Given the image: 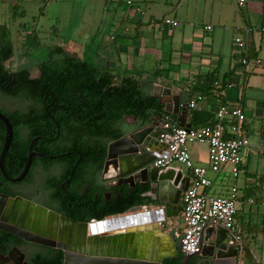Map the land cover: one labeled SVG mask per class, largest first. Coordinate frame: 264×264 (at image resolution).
<instances>
[{"label": "crops", "instance_id": "0c3cea01", "mask_svg": "<svg viewBox=\"0 0 264 264\" xmlns=\"http://www.w3.org/2000/svg\"><path fill=\"white\" fill-rule=\"evenodd\" d=\"M17 1L12 2V10L17 8ZM26 1L34 4L39 0ZM130 2L127 6L125 0H101V10L112 7L115 11L112 16L99 20L90 35L81 38V27L72 30L67 43L60 38L54 46L88 62L99 72L112 75L115 80L137 78L140 83H145L148 95L162 101V106L163 103L168 105L173 96H178L180 103L186 105L200 96L201 100L193 108L187 106L183 115L168 114L172 117V125L178 117L179 122L193 129L201 126L192 120L193 114L205 116V121L212 122L210 112L217 105L241 108L244 117L242 136L248 145L240 150L238 174L233 179L229 166H223L215 174L208 171L206 178L210 185L200 191L207 197H227L230 190L235 189L233 223L240 241L234 244L247 248L254 264H263L264 228H259V223L264 225V212L259 213V204H264V155L259 154L257 148L264 147V32L260 31L264 27V0H245L241 6L237 0ZM8 18L5 15L0 19V28H3L0 37L6 36L5 21ZM163 19H171L177 24L164 25ZM206 26L210 29L206 30ZM242 27L255 30L248 36L250 49L245 66L239 64L233 44L237 36L234 31ZM34 38L33 33L28 32L23 42ZM16 40L15 37L9 42L12 45ZM256 59L259 64L254 63ZM194 81L198 83L188 87ZM212 81L222 86L213 87ZM164 89L169 90L168 96L152 95L153 92L162 93ZM135 126L138 124L132 118L124 119V131ZM187 152L194 166L208 167L206 145L190 144ZM171 168L188 178V186L189 170L175 163ZM113 175L109 170L102 177L106 179ZM253 204H256L255 209ZM170 221L176 223L180 232V212ZM170 237L176 240L172 235Z\"/></svg>", "mask_w": 264, "mask_h": 264}, {"label": "trees", "instance_id": "16d2710c", "mask_svg": "<svg viewBox=\"0 0 264 264\" xmlns=\"http://www.w3.org/2000/svg\"><path fill=\"white\" fill-rule=\"evenodd\" d=\"M0 38V97L26 105L23 110L0 111L11 125V140L2 163L6 176L12 177L22 166L30 146L31 152L45 158L31 159L25 178L28 182L38 167L43 171L60 167L63 175L73 173L77 189L84 184L93 187L97 185L107 144L125 133V118H132L142 127L150 123L151 116L160 114L169 117L172 124V117L162 111V104L148 95L145 83L134 77L115 80L60 47H54L48 59L36 66L35 76L27 70L8 71L3 64L11 58L12 45L3 40L4 36ZM214 82L218 83L212 81L211 86ZM192 117L201 126L213 123L200 114ZM3 137L4 126L0 123V148ZM3 177L0 173V183ZM108 191L112 198L106 205L99 200L95 212L85 221H100L122 214L133 205L145 204L139 199L143 189L136 185ZM0 193L5 192L0 189ZM83 209L88 212L85 206Z\"/></svg>", "mask_w": 264, "mask_h": 264}, {"label": "water", "instance_id": "95a60500", "mask_svg": "<svg viewBox=\"0 0 264 264\" xmlns=\"http://www.w3.org/2000/svg\"><path fill=\"white\" fill-rule=\"evenodd\" d=\"M169 93L168 89H164L162 93L153 92L152 95L161 98L163 95L168 96ZM173 97L168 105L163 103L162 111L170 115H183L187 105L181 104L178 96ZM158 103H162V101L159 99ZM161 118L160 114L151 116L149 124L129 128L122 137L108 143L101 170L102 181V176L109 170L114 174L113 177L104 179L111 181V184H106V186L126 185L128 188H132L137 185L143 189L140 197L150 199L151 203L146 202L142 206L130 207L125 213L138 214L155 211L159 213L160 218L108 234L89 233L88 228L106 218L118 217L125 213L109 216L100 221H91L89 224L77 225L83 233L87 231L90 235L86 238L83 246L86 245L87 251L91 249V253L86 252V255L89 253L93 258L75 263L65 257L63 264H160L162 259L170 256L166 253L167 251L180 253L179 244L177 243L174 247L170 237L162 233L159 227L162 222L176 218L180 212L181 207L178 205V201L181 193L187 187L188 178L183 177L180 171L175 172L173 168L159 170L151 166L154 159L166 157L165 150L172 135L171 128L161 127ZM0 123L4 126V137L0 148V173L11 183H18L27 174L31 159L33 157L45 158V156L31 152L29 146L27 158L22 166L12 177L6 176L2 169V163L11 140V125L1 112ZM175 126L190 128L183 122H179L178 117L175 118ZM160 135L165 136L161 141L159 140ZM30 206L20 203L18 198L10 199L0 194V230L26 241L44 244L45 241L13 227V225L18 226L16 222H12L16 212L20 211L19 213H22L20 216H26V210L29 211ZM33 211L34 218L39 224L44 222L45 215L47 223L50 222L52 226H55L57 222L59 226L67 224L74 226L75 224L53 213L45 214L41 208H34ZM196 238L197 250L182 255L179 264H254L250 251L240 244L232 243L223 228L209 227L202 232L200 229ZM198 248L200 250L197 253ZM114 249H120L121 253L114 252ZM125 250L126 253H123ZM151 254H155V256L151 257ZM190 259L193 261L190 262Z\"/></svg>", "mask_w": 264, "mask_h": 264}, {"label": "built area", "instance_id": "2783aa9c", "mask_svg": "<svg viewBox=\"0 0 264 264\" xmlns=\"http://www.w3.org/2000/svg\"><path fill=\"white\" fill-rule=\"evenodd\" d=\"M244 1L237 0V4L241 6ZM125 4L130 6V0H125ZM135 11L139 12V9L136 8ZM162 24L175 26L177 23L171 19H163ZM205 29L208 30L210 27L206 26ZM235 31L238 35L234 37L233 44L239 55V64L245 66L249 59L248 36L255 30L242 27ZM260 31L264 32V27L260 28ZM254 63L259 64L260 62L256 59ZM218 85L216 82L213 83L215 87ZM226 87H229V84ZM200 100L201 97L196 96L187 104L188 108H193L195 103ZM210 115L213 116L211 125L193 129L176 127L171 124L169 117L162 116L161 127L171 128L172 135L165 150L166 157L156 158L151 162V166L159 170L171 168V165L175 163L190 172L189 185L180 196L181 231L178 232L176 223L170 220L160 224L165 233L172 235L177 240L182 254L197 250L196 236L200 229L202 232L205 228L220 227L227 232V237L232 243H239L240 241L233 223L235 189L232 188L227 197H207L200 190L210 185L206 178L208 171L215 174L223 166H229V173L233 179L238 174L240 150L248 145L247 139L242 136L244 117L240 107H228L226 105H217L216 109L210 112ZM225 122H227L226 125ZM164 137V135H160L159 140H163ZM195 143L206 145L207 168L194 166L189 158L187 146ZM257 152L264 155V147H258ZM249 203L252 202L249 201ZM199 250L200 248H198L197 253Z\"/></svg>", "mask_w": 264, "mask_h": 264}, {"label": "flooded vegetation", "instance_id": "af4514ba", "mask_svg": "<svg viewBox=\"0 0 264 264\" xmlns=\"http://www.w3.org/2000/svg\"><path fill=\"white\" fill-rule=\"evenodd\" d=\"M60 169V167H50L44 171L40 169V172L37 173L40 178L39 181L34 175L36 169L32 172L30 182L25 179L27 174L18 183H11L3 177L4 181L0 183V189L5 193L0 194L10 199L18 198L20 203L31 205L29 211L26 210V216H20L22 214L19 213L20 211L16 212L12 222H16L18 226H14L12 223L13 227L21 229L28 235L45 241V243L26 241L21 237L0 230V264H63L65 257L79 263L83 259L93 258L89 254L91 249L87 251L86 245L83 246L86 238L90 235L87 231L83 233L77 225L89 224L94 221L93 219L87 221L84 219L95 212V204L99 200H102L105 205L108 203L112 198L108 189L114 187L106 186V184H111V181H105L104 178L103 181L101 180L102 167L97 174V185L91 187L89 184H84L78 189L76 183L72 181L73 173L63 175L64 173H61ZM141 194H139L140 200L151 203L149 198H141ZM178 205L180 206L179 201ZM83 206L88 209V212L84 211ZM135 206L139 205L131 207ZM34 208H41L45 214L53 213L75 224L74 226H68V224L59 226L57 222L55 226H52L50 222L47 223L46 215L44 222L39 224L34 218ZM166 235L170 237L168 233ZM170 239L175 247L177 240L171 237ZM115 251L121 253L120 249H114ZM86 252L89 253L86 255ZM107 252L109 251L107 250ZM123 253H126V250ZM166 253L170 256L162 259L160 264H179L181 256L184 255L174 251H167ZM155 254H151V257H154ZM192 261L193 259H190V262Z\"/></svg>", "mask_w": 264, "mask_h": 264}, {"label": "rangeland", "instance_id": "374dc122", "mask_svg": "<svg viewBox=\"0 0 264 264\" xmlns=\"http://www.w3.org/2000/svg\"><path fill=\"white\" fill-rule=\"evenodd\" d=\"M14 1L16 0H0L2 15L0 19H3L5 15L9 16L5 21L4 40L9 41L15 37L17 39L12 42L11 58L3 66L11 72L27 70L31 76L36 75V66L48 59L50 51L57 42H60V38L66 42L72 30H79L81 27L83 32L80 37L84 38L90 35L99 20H105L112 16L113 12L115 13L112 7H108L107 11L101 10V0H39L34 4L19 0L17 8L12 10L11 4ZM1 30L2 28L0 33ZM28 32L33 33L35 38L23 42ZM234 32L238 35L236 31ZM25 106L20 100L0 97V111L23 110ZM39 170L38 167L34 172L38 181L40 180L37 175ZM255 207L256 204H253L252 208L255 209ZM263 212L264 204L261 203L259 213ZM259 226L264 228V225L261 226L260 223Z\"/></svg>", "mask_w": 264, "mask_h": 264}, {"label": "bare ground", "instance_id": "6f19581e", "mask_svg": "<svg viewBox=\"0 0 264 264\" xmlns=\"http://www.w3.org/2000/svg\"><path fill=\"white\" fill-rule=\"evenodd\" d=\"M159 218V213L155 211L150 213L138 214L125 213L123 215H119L118 217L106 218L102 222L90 225L88 228V232L108 234L112 232L122 231L123 228L126 227L138 226L143 222L149 220H158Z\"/></svg>", "mask_w": 264, "mask_h": 264}]
</instances>
